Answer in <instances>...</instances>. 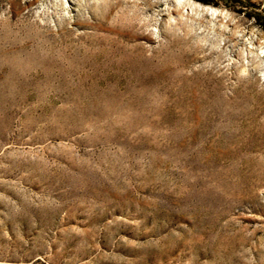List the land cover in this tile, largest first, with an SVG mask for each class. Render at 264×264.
I'll list each match as a JSON object with an SVG mask.
<instances>
[{
	"label": "rangeland",
	"instance_id": "1",
	"mask_svg": "<svg viewBox=\"0 0 264 264\" xmlns=\"http://www.w3.org/2000/svg\"><path fill=\"white\" fill-rule=\"evenodd\" d=\"M0 0V264H264V0Z\"/></svg>",
	"mask_w": 264,
	"mask_h": 264
},
{
	"label": "bare ground",
	"instance_id": "2",
	"mask_svg": "<svg viewBox=\"0 0 264 264\" xmlns=\"http://www.w3.org/2000/svg\"><path fill=\"white\" fill-rule=\"evenodd\" d=\"M180 1H183L186 3V5L192 7L193 6V3L190 1V0H180Z\"/></svg>",
	"mask_w": 264,
	"mask_h": 264
}]
</instances>
